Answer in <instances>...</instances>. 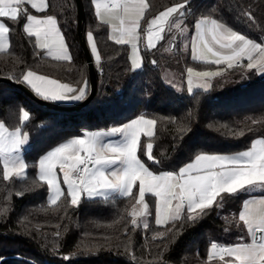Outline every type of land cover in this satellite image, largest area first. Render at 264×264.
<instances>
[{"label":"trees","instance_id":"1","mask_svg":"<svg viewBox=\"0 0 264 264\" xmlns=\"http://www.w3.org/2000/svg\"><path fill=\"white\" fill-rule=\"evenodd\" d=\"M48 2L46 14L57 17L71 50V62L34 55L38 50L23 33L25 20L22 17L18 23L6 21L12 29L9 39L14 55H0V77L18 78L26 68H31L74 86L77 81L82 83L86 79L89 95L90 74L78 35L76 0ZM180 2L182 0H150L151 15ZM83 4V32L85 36L88 31L93 32L101 56L99 64L94 61L97 93L88 105L74 110L50 108L35 101L15 84L0 82V122L12 129L20 124L21 109L30 113V120L23 128L29 135L30 145L24 158L32 165L27 169V182L15 180L9 183L0 179V208L10 209L0 215V257L6 264H209L207 250L211 242L232 244L239 242L240 236L245 237L244 242H249L246 230L237 227L235 221L228 223L225 219L238 217L247 197L244 193L239 198H226L222 207L214 208L198 223L185 224L174 242L151 239L156 231L165 229L155 224V201L150 196H146L152 212L147 218L149 229L138 227L133 230L128 211L135 200L113 196L107 202L97 198L73 207L62 198L56 206H51L47 201L46 185L26 191L22 197L15 194L36 178L38 159L60 143L85 130L109 129L141 115L157 120L153 154L163 161L160 170H177L200 151H242L250 147L254 139L264 138V125H251L249 121V117L264 119V76L255 70H230L225 76L214 79L207 91L196 89L189 94L186 69L215 67L193 61L190 43L184 51L185 42L178 37L176 48L165 52L170 39L166 36L156 49L141 51L143 66L134 70L129 60V45H117L109 39V27L98 21L92 0H83ZM26 6L29 13L45 14ZM244 11H251L254 22L242 15ZM203 15L219 19L257 42L264 37V0H193L185 20L190 35L192 22ZM153 59L157 61L156 65L151 63ZM165 70L177 75L181 81L180 89L165 81ZM78 103L60 104L69 107ZM173 120L175 124L171 122ZM181 124H187L190 131L178 141L177 126ZM248 127L253 131L249 132ZM229 130L232 133L244 130L245 134L236 137L230 135ZM141 140L143 143L147 138L142 136ZM161 153H165L167 159ZM142 159L152 167L145 157ZM125 227L132 240L131 252L125 251L128 244ZM165 244L167 251H163ZM84 245L105 247L89 253L84 251ZM133 254L136 259H132ZM64 256L71 258L65 260Z\"/></svg>","mask_w":264,"mask_h":264},{"label":"snow or ice","instance_id":"2","mask_svg":"<svg viewBox=\"0 0 264 264\" xmlns=\"http://www.w3.org/2000/svg\"><path fill=\"white\" fill-rule=\"evenodd\" d=\"M192 3L193 0H182L151 15L150 0H92L98 21L110 26L109 39L117 45H130L129 60L134 70L143 66L141 51L156 49L159 42L170 36L165 52H172L177 46L178 37H184L190 39L193 61L215 66L209 70L186 69L189 94L197 88L207 91L214 79L225 76L230 70H255L264 76V37L257 42L210 15L200 16L192 22V35L189 37L190 30L185 20ZM24 5L45 14L33 15ZM48 8V0H0V55H14L10 51L12 45L9 39L12 29L5 21L18 23L23 17V33L38 50L34 55L41 59L50 57L57 62H71L72 57L58 19L55 15L46 14ZM242 15L254 22L251 11H244ZM86 40L99 64L101 56L92 31L86 33ZM188 48L189 44L184 43L183 50L187 51ZM151 63L156 65L157 61L153 59ZM9 79L25 85L44 102H82L88 96L86 79L82 83L77 81L74 86L39 74L31 68H26L18 78ZM20 112V124L15 128L9 129L0 122V179L9 183L15 180L27 182V169L32 166L24 158L30 145L29 135L23 128L30 120V113L24 109ZM249 121L251 125H264V119L249 117ZM171 122L176 123L174 120ZM156 126V119L141 115L107 131H85L80 136L70 138L38 159L36 178L15 194L22 197L26 191L46 185L47 201L51 206H56L62 198L73 207L97 198L107 202L114 194L135 200L131 210L126 209L133 230L138 227L149 229L147 218L152 212L146 196H150L155 201V224L165 229L156 231L151 239L174 242L185 224L198 223L214 208L222 207L226 198L264 191V138L254 139L250 147L242 151H200L177 170H160L163 161L153 154ZM247 130L251 132L253 128L248 127ZM177 131V140L180 141L190 128L187 124H181L177 126ZM229 134L243 137L245 133L244 130L236 133L229 130ZM114 136L119 139H106ZM142 136L147 138L143 143ZM161 156L167 159L165 153H161ZM8 198H11V192ZM9 210L7 207L0 208V215ZM225 219L228 223L235 221L237 227L246 230L250 242H244V236L238 237L239 242L232 244L211 242L207 262L264 264V196L245 199L238 217ZM124 234L128 236L125 251L131 252L132 240L127 227ZM56 235L60 236V232ZM83 247L84 251L92 253L105 246ZM163 251H167V244ZM70 258L64 256L65 260ZM132 259H136L134 254ZM0 264H6L3 257H0Z\"/></svg>","mask_w":264,"mask_h":264},{"label":"water","instance_id":"3","mask_svg":"<svg viewBox=\"0 0 264 264\" xmlns=\"http://www.w3.org/2000/svg\"><path fill=\"white\" fill-rule=\"evenodd\" d=\"M77 3V8H78V35H79V40H80V44L83 48V51L85 53L87 62H88V68H89V74H90V93L87 96L86 100L76 104V105H71V106H63L60 103H50V102H44L41 99L37 98L30 89H28L25 85L21 84V83H15L13 82L11 79L7 78V77H0V82L1 81H6L9 83H13L15 84L17 87L21 88L22 90H24L29 96H31L35 101L50 107V108H56V109H70V110H74V109H80L86 105H88L90 103V101L95 97L96 93H97V73H96V68L94 65V60L92 57V53L90 50V47L87 43L86 40V36L83 32V24L85 21V7L83 4V0H76Z\"/></svg>","mask_w":264,"mask_h":264},{"label":"crops","instance_id":"4","mask_svg":"<svg viewBox=\"0 0 264 264\" xmlns=\"http://www.w3.org/2000/svg\"><path fill=\"white\" fill-rule=\"evenodd\" d=\"M24 7H27L26 5H24ZM31 14H33V15H39V14H35V13H31ZM151 16V15H150ZM149 16V17H150ZM6 22V21H5ZM109 27V34L111 33V29H110V26H108ZM61 29V28H60ZM62 31V30H61ZM63 33V32H62ZM64 38H65V36H64ZM65 41H66V39H65ZM67 43V42H66ZM89 47H90V45H89ZM129 47H130V45H129ZM142 48V47H141ZM68 50H69V52H70V54H71V50L69 49V47H68ZM91 50V49H90ZM92 53V52H91ZM130 53H131V48H130ZM140 55H141V53H140ZM92 56H93V58H94V61H95V63L97 64V62H96V60H95V55L92 53ZM71 57H72V54H71ZM40 74V73H39ZM49 77H51V76H49ZM51 78H53V77H51ZM53 79H56V78H53ZM62 83H65V82H62ZM146 117V116H145ZM137 118H139V117H136V118H133V119H137ZM146 118H149V117H146ZM133 119H131V120H133ZM149 119H151V118H149ZM131 120H129L128 122H130ZM127 123V122H126ZM123 125V124H122ZM122 125H119V126H122ZM119 126H115V127H119ZM112 128V127H111ZM110 129V128H109ZM98 130H103V131H107L108 129H94V130H85V131H98ZM84 131V132H85ZM83 132V133H84ZM80 135H82V134H80ZM80 135H77V136H80ZM77 136H75V137H77ZM74 137V138H75ZM261 138V137H260ZM106 139H111V140H116V139H119V137H117V136H114V137H108V138H106ZM256 139H259V138H256ZM67 141V140H66ZM66 141H64V142H66ZM28 148V147H27ZM52 150V149H51ZM113 196H118V195H113ZM262 196H264V193H254V194H248L247 195V197H246V199H251V198H253V197H255V198H259V197H262ZM246 235H247V233H246ZM249 239V238H248ZM249 242H250V239H249Z\"/></svg>","mask_w":264,"mask_h":264},{"label":"rangeland","instance_id":"5","mask_svg":"<svg viewBox=\"0 0 264 264\" xmlns=\"http://www.w3.org/2000/svg\"><path fill=\"white\" fill-rule=\"evenodd\" d=\"M191 35L189 34V37ZM181 41L185 42V43H190V39L189 40H186L184 37H180ZM191 46V44H190ZM246 63V62H245ZM195 69V68H194ZM197 70V69H196ZM164 75H165V81L167 83H169L170 85H173L174 87H176L177 89H180L181 88V81L180 79L177 77V75H175L174 73H171V72H167V70H165L164 72ZM198 89V88H197ZM196 90V89H194ZM254 193H264V191H261V190H257V191H254V192H251V193H244V194H254ZM218 264V263H217Z\"/></svg>","mask_w":264,"mask_h":264},{"label":"built area","instance_id":"6","mask_svg":"<svg viewBox=\"0 0 264 264\" xmlns=\"http://www.w3.org/2000/svg\"><path fill=\"white\" fill-rule=\"evenodd\" d=\"M149 19L151 18V16L150 17H148ZM142 26H144L143 24H142ZM141 47L143 48V44H141Z\"/></svg>","mask_w":264,"mask_h":264}]
</instances>
